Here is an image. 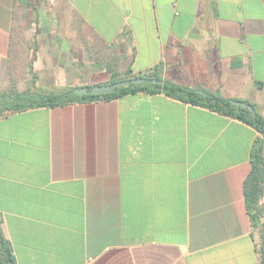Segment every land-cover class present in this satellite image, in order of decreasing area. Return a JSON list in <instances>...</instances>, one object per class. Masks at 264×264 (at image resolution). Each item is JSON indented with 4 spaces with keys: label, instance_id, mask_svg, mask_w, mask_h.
Instances as JSON below:
<instances>
[{
    "label": "crops",
    "instance_id": "crops-1",
    "mask_svg": "<svg viewBox=\"0 0 264 264\" xmlns=\"http://www.w3.org/2000/svg\"><path fill=\"white\" fill-rule=\"evenodd\" d=\"M156 67L264 118V0H0V94ZM257 137L162 92L7 112L0 234L15 264H258Z\"/></svg>",
    "mask_w": 264,
    "mask_h": 264
},
{
    "label": "trees",
    "instance_id": "trees-1",
    "mask_svg": "<svg viewBox=\"0 0 264 264\" xmlns=\"http://www.w3.org/2000/svg\"><path fill=\"white\" fill-rule=\"evenodd\" d=\"M146 78L148 80H158L160 83L149 81L140 84L129 83L121 86L111 93L76 95L73 88L60 89L55 92H29L20 93L12 90L8 93L0 94V117L7 112L21 111L40 107L65 106L73 103L90 102L98 100H113L124 95L136 92L149 94L162 92L168 97L179 101L206 107L222 115L238 119L253 127L261 137H257L250 151V172L243 183V196L246 212L251 227L258 229L260 234V244L258 246V264H264V216L260 205V200L264 196V118L260 116L254 106V116L247 108L234 105L228 99L222 98L217 93L204 91L200 94L194 89L178 85L176 83L162 80L157 72V67L146 73L132 74L130 70H125L121 75H111L108 82L102 85L112 84L117 81L134 78ZM89 89V87H85ZM0 264H15L11 256L8 243L0 234Z\"/></svg>",
    "mask_w": 264,
    "mask_h": 264
},
{
    "label": "water",
    "instance_id": "water-1",
    "mask_svg": "<svg viewBox=\"0 0 264 264\" xmlns=\"http://www.w3.org/2000/svg\"><path fill=\"white\" fill-rule=\"evenodd\" d=\"M147 81H149L151 83H160V81L155 80V79L148 80L146 78L140 77V78H134V79H129V80L117 81L115 83L107 84V85H95V86L89 87V89H87L85 87L76 88V89H73V93L76 95H86V94L98 95V94H104V93H111L115 89H117L121 86L128 85L129 83H133V84H136L137 86H139L140 84L145 83ZM197 92L200 94H205L204 91H197ZM0 99H1V97H0ZM230 102L234 105H237V106H240L243 108H247L251 112V114L254 116L255 110L251 104H248V103H245V102L239 101V100H230Z\"/></svg>",
    "mask_w": 264,
    "mask_h": 264
},
{
    "label": "built area",
    "instance_id": "built-area-1",
    "mask_svg": "<svg viewBox=\"0 0 264 264\" xmlns=\"http://www.w3.org/2000/svg\"><path fill=\"white\" fill-rule=\"evenodd\" d=\"M87 264H89V263L87 262Z\"/></svg>",
    "mask_w": 264,
    "mask_h": 264
}]
</instances>
